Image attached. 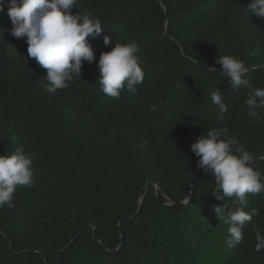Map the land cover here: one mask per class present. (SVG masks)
Returning a JSON list of instances; mask_svg holds the SVG:
<instances>
[{
    "label": "trees",
    "instance_id": "obj_1",
    "mask_svg": "<svg viewBox=\"0 0 264 264\" xmlns=\"http://www.w3.org/2000/svg\"><path fill=\"white\" fill-rule=\"evenodd\" d=\"M250 3L77 0L72 13L87 10L104 29L86 38L96 60L55 93L45 90L46 69L28 57L25 38L11 35L5 4L0 154L23 147L36 159L35 184L0 207V264H264V250L255 251L264 192L247 195L244 210L260 214L229 248L228 225L213 208L231 207L232 198L217 199L214 175L197 166L190 147L207 130L226 129L254 160L264 159V123L249 113L248 90L219 75V57L232 55L248 69L243 78L264 88V21L246 12ZM131 41L140 45L144 81L111 98L100 90L99 57ZM212 91L228 107L222 124ZM255 111L264 121V107ZM252 166L264 182V161Z\"/></svg>",
    "mask_w": 264,
    "mask_h": 264
},
{
    "label": "clouds",
    "instance_id": "obj_2",
    "mask_svg": "<svg viewBox=\"0 0 264 264\" xmlns=\"http://www.w3.org/2000/svg\"><path fill=\"white\" fill-rule=\"evenodd\" d=\"M5 4L13 25L11 35L25 38L28 57L34 58L39 66L46 69L43 79L47 92L67 89L75 77H81L83 62L91 64L96 60L86 38L99 36L104 28L101 20L87 10L83 15L72 13L77 0H0V13L5 11ZM246 12L264 21V0H251ZM103 42L106 46L112 44L108 36H104ZM139 51L138 42L131 41L115 43L110 51L101 53L97 67L100 90L104 94L119 99L122 91L135 92L137 86L143 83L145 73L137 55ZM219 65L222 66L219 75L229 79L232 89L243 87L248 90L245 104L249 113L256 117L257 123H264L255 111L264 107V88H253L249 80L243 78L248 71L245 63L232 55H224L219 57ZM211 71L215 72V67ZM210 95L212 103L219 108L217 119L222 124L228 112L224 97L219 91H212ZM233 146H236L235 149ZM190 147L199 158L197 166L214 175L215 193H221H214L217 199L232 198L231 207L224 203L213 208L219 221L228 225L225 243L232 248L243 240L244 226L260 214L257 209L250 212L244 209L248 194L264 192L262 175L252 166L254 156L235 137H227L226 129L211 128ZM35 159V154L25 152L23 147L11 155L0 154V207L6 204L13 206L18 187L35 184L32 168ZM153 188H156V193L157 185L154 184ZM255 238V251L264 250V235L259 229L255 230Z\"/></svg>",
    "mask_w": 264,
    "mask_h": 264
},
{
    "label": "water",
    "instance_id": "obj_3",
    "mask_svg": "<svg viewBox=\"0 0 264 264\" xmlns=\"http://www.w3.org/2000/svg\"><path fill=\"white\" fill-rule=\"evenodd\" d=\"M156 1H158V0H156ZM162 7V6H161ZM163 8V7H162ZM163 10L165 11V9L163 8ZM164 35L166 36V32H164ZM259 161H264V159H256V160H254L253 161V163H256V162H259ZM145 186H146V184H145ZM155 190H156V188H154ZM188 200L189 199H187L184 203H187L188 202ZM170 204H172V203H170ZM141 205H142V198L139 200V204H138V210H137V212L135 213V215L140 211V209H141ZM127 219H130V217L129 218H124L123 220H127ZM118 232H119V235H120V238L122 239V237H121V232H120V229L118 228ZM80 234V233H79ZM78 234V235H79ZM94 228H92V237H93V239H94ZM76 237H78V236H76ZM121 239H120V242H121ZM73 241H71L69 244H67L64 248H62L60 251H59V254L64 250V249H66L71 243H72Z\"/></svg>",
    "mask_w": 264,
    "mask_h": 264
}]
</instances>
